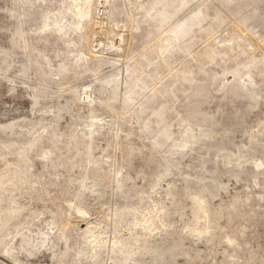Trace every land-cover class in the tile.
I'll return each instance as SVG.
<instances>
[{
	"label": "rangeland",
	"instance_id": "1",
	"mask_svg": "<svg viewBox=\"0 0 264 264\" xmlns=\"http://www.w3.org/2000/svg\"><path fill=\"white\" fill-rule=\"evenodd\" d=\"M0 264H264V0H0Z\"/></svg>",
	"mask_w": 264,
	"mask_h": 264
}]
</instances>
